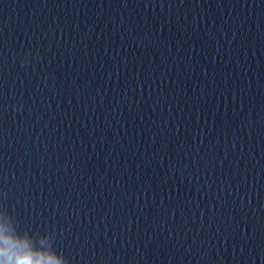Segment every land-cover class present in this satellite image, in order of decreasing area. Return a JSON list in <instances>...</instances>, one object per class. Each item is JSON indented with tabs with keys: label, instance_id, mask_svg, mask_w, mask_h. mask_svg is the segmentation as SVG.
Instances as JSON below:
<instances>
[{
	"label": "water",
	"instance_id": "1",
	"mask_svg": "<svg viewBox=\"0 0 264 264\" xmlns=\"http://www.w3.org/2000/svg\"><path fill=\"white\" fill-rule=\"evenodd\" d=\"M0 209L68 264H264V0H0Z\"/></svg>",
	"mask_w": 264,
	"mask_h": 264
},
{
	"label": "clouds",
	"instance_id": "2",
	"mask_svg": "<svg viewBox=\"0 0 264 264\" xmlns=\"http://www.w3.org/2000/svg\"><path fill=\"white\" fill-rule=\"evenodd\" d=\"M54 236L20 231L13 216L0 209V264H68L53 247Z\"/></svg>",
	"mask_w": 264,
	"mask_h": 264
}]
</instances>
